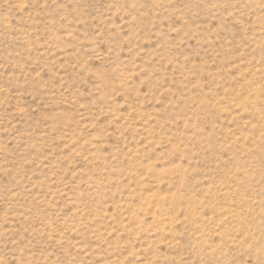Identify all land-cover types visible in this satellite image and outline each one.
<instances>
[{
	"label": "rangeland",
	"instance_id": "rangeland-1",
	"mask_svg": "<svg viewBox=\"0 0 264 264\" xmlns=\"http://www.w3.org/2000/svg\"><path fill=\"white\" fill-rule=\"evenodd\" d=\"M0 264H264V0H0Z\"/></svg>",
	"mask_w": 264,
	"mask_h": 264
}]
</instances>
